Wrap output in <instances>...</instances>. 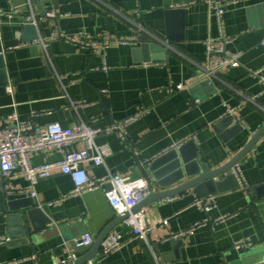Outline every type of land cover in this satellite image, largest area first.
<instances>
[{
	"label": "crops",
	"instance_id": "crops-1",
	"mask_svg": "<svg viewBox=\"0 0 264 264\" xmlns=\"http://www.w3.org/2000/svg\"><path fill=\"white\" fill-rule=\"evenodd\" d=\"M0 6L7 11L19 9L2 26L0 67L2 62L6 67L0 69V118L17 111L22 120L32 119L42 126L70 127L81 119L89 126L106 128L146 110L127 127V141L114 133L97 137L99 144H109L112 154L103 165H86L92 178L111 172L122 174L125 182L148 177L159 192L169 187L158 185L149 167L178 142L193 139L184 156L190 159L198 151L199 160L213 169L230 161L264 125V82L251 72L264 76V0L224 3L223 28L207 3L193 0H31V4L0 0ZM171 8L185 10L180 38L175 33L173 41L166 38V11ZM31 11L38 25L22 22ZM56 31L108 32L133 41L114 40L99 54L55 38L43 52L39 40ZM222 32L230 40L227 52H240L241 65L207 78L206 86L197 88L205 81L198 80L171 93L170 84L198 78L208 66L205 41ZM141 38L159 40L166 48L165 60L136 61L132 53ZM105 64L108 69L103 68ZM59 77L68 84L72 100L85 102L78 111L63 97ZM10 83L13 93L7 91ZM224 102L235 108L233 114L228 115ZM76 147L82 149L84 144ZM62 155L36 153L32 164L57 161ZM239 163L243 179L237 178L235 188L231 186L236 179H231L225 184L227 190L210 195L215 197L213 209L207 212L195 205L200 197L195 189L174 195L171 201H166L168 197L157 200L146 206L154 225L149 235L152 248L121 222L115 229L124 236L123 246L98 264H264V135ZM9 181L22 186L24 193L36 192L31 197L41 209L34 217L37 228H42L43 218L51 221L33 232L29 242L12 237L20 225L12 224L0 200V237L11 238L0 242V264H67L60 262L67 258L75 238L90 232L97 239L118 216L102 189L72 194L75 183L60 169L33 186L17 168ZM211 189L207 186L202 192ZM165 219L168 224L162 225ZM189 229L193 230L170 238ZM241 239L251 240L253 246L236 248L235 242Z\"/></svg>",
	"mask_w": 264,
	"mask_h": 264
},
{
	"label": "built area",
	"instance_id": "built-area-1",
	"mask_svg": "<svg viewBox=\"0 0 264 264\" xmlns=\"http://www.w3.org/2000/svg\"><path fill=\"white\" fill-rule=\"evenodd\" d=\"M31 4V0H28ZM242 0H193V3L205 2L213 10L219 25L223 28V15L225 9L224 3H238ZM19 9L14 8L10 11L4 10L0 6V40L2 36V26L9 22L13 15L18 13ZM8 19V20H7ZM22 22L33 23L38 25L36 14L31 11L23 17ZM55 38H63L74 42L78 46L90 48L93 52L104 54L105 50L111 46L116 40L121 43L133 41L131 38L118 39L108 32H100L95 35L84 32L76 34H67L56 31L49 38H41L39 40L43 52H47L49 42ZM230 42L226 34L222 32L218 37H210L205 41L208 66L200 70L198 78H189L186 82H180L169 85V91L174 93L178 90L190 88L198 80H206L207 78H216L223 70L229 67H238L240 63V52L229 54L226 46ZM264 45V40H263ZM108 69V65L103 66ZM264 82V76L259 71H251ZM208 79V80H210ZM62 95L69 101V106L78 111L85 102L81 100H72L68 93V84L62 77L58 78ZM7 91L13 93V85L8 84ZM224 105L228 108V115L233 114L234 109L226 102ZM146 110H138L132 116L121 121L112 122L106 128L92 127L79 119L70 127H64L60 123H51L45 126L35 123L32 119L22 120L17 111L11 113L7 119L0 118V180L3 188L7 193L23 192L22 186L14 185L9 181L11 173L20 168L30 185H35L41 178H46L54 173V170L60 169L64 174L71 176L75 183V189L72 194H81L87 191L102 189L110 204L116 213L123 214L129 212L130 215L123 222L131 227L133 235L143 240L151 248L149 235L154 231V225L151 222L146 207L136 212H132L133 208L148 198L154 191V182L148 177H141L133 181L125 182L120 173H109L102 178H92L87 171L86 165L92 163L95 165H103L106 158L111 156L112 149L109 144H99L96 139L101 134H116L122 140L127 141V127L145 115ZM187 140L178 142L175 148L183 145ZM82 142L84 147L77 148L76 144ZM54 152H63V158L57 161L44 163L41 165H33L32 157L36 153L52 154ZM232 173L238 179L242 178V170L240 163L232 168ZM242 182V181H241ZM31 195L36 196V192L31 190ZM174 197H168L166 201L173 200ZM195 205L199 208L210 211L215 207V197H199L195 201ZM162 225L168 224V219L162 220ZM173 234L170 238H177L188 231ZM95 236L86 232L73 240L72 248L60 263H70L77 260L80 252L89 250L95 243ZM9 242L11 238L0 237V242ZM125 242L122 233L116 229L112 230L103 241L98 255L88 260L84 264H98L102 258L111 252L120 249ZM253 246V242L249 239H241L235 242L236 248L248 249ZM19 263V262H18ZM17 263V264H18Z\"/></svg>",
	"mask_w": 264,
	"mask_h": 264
},
{
	"label": "water",
	"instance_id": "water-1",
	"mask_svg": "<svg viewBox=\"0 0 264 264\" xmlns=\"http://www.w3.org/2000/svg\"><path fill=\"white\" fill-rule=\"evenodd\" d=\"M184 9L181 8H171L166 11L167 16V39L173 41L175 39V33L181 34L184 26ZM180 38V35L177 36ZM34 38H37V34L34 35ZM140 45L133 49V53L136 61H155L161 62L165 60L166 57V48L159 43V40H154L153 42L141 38L139 40ZM3 56L0 55L2 60ZM0 69L4 71V63L1 64ZM210 80L202 81L197 88L206 86ZM227 120H231L228 118ZM264 135V125L259 128L251 138L248 140L247 144L233 156L230 161L225 164L217 167L211 168L209 164L203 163L199 160V152L187 159L184 156V149L188 144L194 142H186L178 148H175L163 157H159L151 163L149 171L151 172L155 182L162 187H169L159 192H153L148 198H146L141 203L137 204L132 212L139 211L144 209L147 205L167 197L181 194L189 189H195L200 195V197H207L214 195L218 192L227 190L225 184L231 179H236V183L231 187H238L239 181L236 176L232 173V168L238 164L244 157H246L257 142ZM181 155V157H180ZM183 156V157H182ZM177 184V185H176ZM173 185H176L172 187ZM211 186V191L202 192V190ZM0 200L10 214V220L13 223L19 224L20 227L11 232L12 237H17L23 241L29 242L32 240L33 232H38L39 230L45 228L48 223H50L49 218H43L42 228H37L35 225V219L37 212H41L37 201L31 197L28 193H7L5 189H0ZM130 215L129 212L119 214L115 220H113L103 232L95 240L94 245L90 250L82 256H79L74 262L67 264H84L88 260L95 258L103 244V241L106 239L108 234L114 230L117 225L126 220ZM31 224V225H30ZM13 239V238H12ZM64 260V258H62Z\"/></svg>",
	"mask_w": 264,
	"mask_h": 264
}]
</instances>
